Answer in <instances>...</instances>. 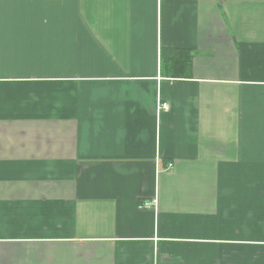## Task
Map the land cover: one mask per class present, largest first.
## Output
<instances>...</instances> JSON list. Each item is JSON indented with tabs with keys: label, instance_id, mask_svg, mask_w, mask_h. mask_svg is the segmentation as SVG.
Returning <instances> with one entry per match:
<instances>
[{
	"label": "crops",
	"instance_id": "0c3cea01",
	"mask_svg": "<svg viewBox=\"0 0 264 264\" xmlns=\"http://www.w3.org/2000/svg\"><path fill=\"white\" fill-rule=\"evenodd\" d=\"M0 264H264V0H0Z\"/></svg>",
	"mask_w": 264,
	"mask_h": 264
},
{
	"label": "trees",
	"instance_id": "16d2710c",
	"mask_svg": "<svg viewBox=\"0 0 264 264\" xmlns=\"http://www.w3.org/2000/svg\"><path fill=\"white\" fill-rule=\"evenodd\" d=\"M192 54L184 49H162V74L170 78H188Z\"/></svg>",
	"mask_w": 264,
	"mask_h": 264
},
{
	"label": "built area",
	"instance_id": "2783aa9c",
	"mask_svg": "<svg viewBox=\"0 0 264 264\" xmlns=\"http://www.w3.org/2000/svg\"><path fill=\"white\" fill-rule=\"evenodd\" d=\"M163 106L165 107L166 105H163ZM171 167H172V165H171V164H169V165H168V168H171Z\"/></svg>",
	"mask_w": 264,
	"mask_h": 264
}]
</instances>
